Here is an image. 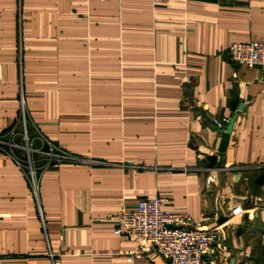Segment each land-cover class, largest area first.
Segmentation results:
<instances>
[{"label":"crops","instance_id":"crops-1","mask_svg":"<svg viewBox=\"0 0 264 264\" xmlns=\"http://www.w3.org/2000/svg\"><path fill=\"white\" fill-rule=\"evenodd\" d=\"M252 41L264 0H0V135L23 98L30 134L75 157L36 194L0 144V264H167L130 260L109 220L156 197L189 228L223 225L205 264H264V66L228 53ZM234 115L221 151L214 118Z\"/></svg>","mask_w":264,"mask_h":264},{"label":"built area","instance_id":"built-area-1","mask_svg":"<svg viewBox=\"0 0 264 264\" xmlns=\"http://www.w3.org/2000/svg\"><path fill=\"white\" fill-rule=\"evenodd\" d=\"M228 53L234 61L249 67L264 66V41L232 42ZM25 115L26 110L22 105L16 124L0 135V144H6L7 152L25 168L30 185L37 194L41 173L48 164L75 157L46 137L30 136ZM229 121L230 117L227 116L214 118L215 124L224 127ZM36 139L40 145L35 143ZM35 155L42 158L41 163ZM244 211L242 205H236L226 223H236ZM109 220L115 223L117 234L136 240V248L129 253L130 260L136 254L155 250L166 259L167 264H205V257L213 251L223 226L189 228L185 216L171 210L163 197L140 198L134 209H123Z\"/></svg>","mask_w":264,"mask_h":264},{"label":"water","instance_id":"water-1","mask_svg":"<svg viewBox=\"0 0 264 264\" xmlns=\"http://www.w3.org/2000/svg\"><path fill=\"white\" fill-rule=\"evenodd\" d=\"M236 117L237 115H234L233 117H231L226 127H217V129L222 134L221 141H220V147H219L221 151H225L228 147V143H229L230 136L234 128Z\"/></svg>","mask_w":264,"mask_h":264},{"label":"rangeland","instance_id":"rangeland-1","mask_svg":"<svg viewBox=\"0 0 264 264\" xmlns=\"http://www.w3.org/2000/svg\"><path fill=\"white\" fill-rule=\"evenodd\" d=\"M22 101H23V103H22V105H24V108H25V110H26V115H25V120H26V123H27V126H26V129H27V132H28V134L30 135V136H34V135H32V134H30V132H29V125H31V123H30V118H29V115H28V112H27V109H26V107H25V100L22 98ZM23 126L21 125L20 126V128H22ZM35 136H36V134H35ZM19 141L21 140V139H18ZM53 143H55L57 146H59V147H61L58 143H56L55 141H53V140H51ZM35 143L36 144H38V145H40V141L39 140H37L36 139V141H35ZM62 148V147H61ZM70 153V152H69ZM71 154V153H70ZM21 155H23V154H21ZM25 156H26V154H25ZM73 156V155H72ZM36 159H37V155H35L34 156ZM40 163L42 162V160H40L39 161ZM41 178V177H40ZM39 189H40V186H39ZM230 215V214H229ZM229 215H228V217H229ZM227 217V218H228ZM229 224H231V223H228V225ZM233 224H236V223H233ZM233 224H231V225H233Z\"/></svg>","mask_w":264,"mask_h":264}]
</instances>
